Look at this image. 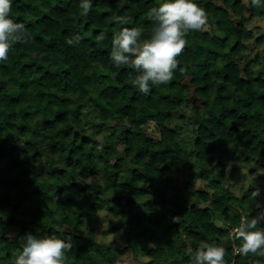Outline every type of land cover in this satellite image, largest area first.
Segmentation results:
<instances>
[{
    "label": "trees",
    "instance_id": "1",
    "mask_svg": "<svg viewBox=\"0 0 264 264\" xmlns=\"http://www.w3.org/2000/svg\"><path fill=\"white\" fill-rule=\"evenodd\" d=\"M80 2L12 0L29 38L0 61V264H15L26 233L72 235L65 264H189L200 241L224 247L226 264H264L231 233L264 215L255 187H232L240 165L264 173V50L246 52L264 46V0H194L207 29L187 33L174 79L148 95L112 62V36L138 27L150 40L147 13L164 0H92L88 15ZM102 210L119 246L94 238Z\"/></svg>",
    "mask_w": 264,
    "mask_h": 264
},
{
    "label": "clouds",
    "instance_id": "2",
    "mask_svg": "<svg viewBox=\"0 0 264 264\" xmlns=\"http://www.w3.org/2000/svg\"><path fill=\"white\" fill-rule=\"evenodd\" d=\"M251 6L261 7V0H251ZM79 7L83 15L92 9V0H81ZM12 0H0V61L8 60V53L16 43L27 42L29 36L26 26L10 17ZM147 17L154 22V32L150 40L141 41L142 29L123 27L112 36L110 58L116 66L126 65L137 72L133 81L139 91L148 95L150 85H166L174 79V71L179 66V57L187 46V33L207 29L208 14L194 0H164L158 7H152ZM118 24H127L129 18L113 17ZM83 37L79 34L67 40L69 45H78ZM106 39L104 32L96 37L97 42ZM185 74L187 68H180ZM264 174V173H261ZM227 187V185L225 186ZM260 195L257 187L252 198ZM178 223V217H174ZM264 221V215L241 217L239 226L232 229V234L242 244L236 249L238 254L249 253L264 256V229L257 226ZM22 251L15 264H65L66 254L74 247L72 235L61 239L56 235L38 237L26 233L19 238ZM189 264H226V249L215 242L200 241L195 250L186 249Z\"/></svg>",
    "mask_w": 264,
    "mask_h": 264
},
{
    "label": "rangeland",
    "instance_id": "3",
    "mask_svg": "<svg viewBox=\"0 0 264 264\" xmlns=\"http://www.w3.org/2000/svg\"><path fill=\"white\" fill-rule=\"evenodd\" d=\"M261 25V21L258 19H252L249 22V26L252 28H255V26ZM264 50V46H252L249 48L246 52L250 57H254L256 52L258 50ZM261 63L255 67L256 71H264V51H262V55L260 57ZM185 113L187 115L190 114L189 108H185ZM102 135V134H101ZM100 135V136H101ZM226 168V173L227 175L230 172V167L228 164H225ZM235 175L238 177V182H235L232 184V187L236 193V195L241 196L242 191H247L250 188H257L259 187L260 189V195L261 197L264 198V177L262 176V171L256 170L253 172H249L247 169L243 167V165H240L236 171L234 172ZM246 173V174H243ZM179 178L183 177L182 174L177 175ZM200 185H203L202 182L200 181H194L193 182V187L197 188ZM105 212L102 210L100 211L95 219V224H94V238L96 241H99L100 243L104 244H113L116 246H119V241L116 238V235L119 237L120 233L119 232H111L108 226V218L104 216ZM130 256L126 255L124 258L128 259Z\"/></svg>",
    "mask_w": 264,
    "mask_h": 264
},
{
    "label": "built area",
    "instance_id": "4",
    "mask_svg": "<svg viewBox=\"0 0 264 264\" xmlns=\"http://www.w3.org/2000/svg\"><path fill=\"white\" fill-rule=\"evenodd\" d=\"M231 233H232V231H231Z\"/></svg>",
    "mask_w": 264,
    "mask_h": 264
}]
</instances>
